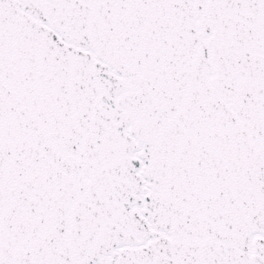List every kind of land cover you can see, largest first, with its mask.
I'll list each match as a JSON object with an SVG mask.
<instances>
[{"label": "snow or ice", "instance_id": "obj_1", "mask_svg": "<svg viewBox=\"0 0 264 264\" xmlns=\"http://www.w3.org/2000/svg\"><path fill=\"white\" fill-rule=\"evenodd\" d=\"M0 264H264V0H0Z\"/></svg>", "mask_w": 264, "mask_h": 264}]
</instances>
